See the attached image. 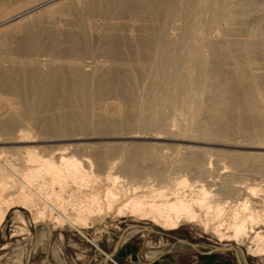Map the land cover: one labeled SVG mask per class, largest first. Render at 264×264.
<instances>
[{
  "label": "bare ground",
  "instance_id": "bare-ground-1",
  "mask_svg": "<svg viewBox=\"0 0 264 264\" xmlns=\"http://www.w3.org/2000/svg\"><path fill=\"white\" fill-rule=\"evenodd\" d=\"M0 92V145L15 146H0V226L17 206L35 226L0 264L40 244L65 264L54 229L111 214L264 256V0H0ZM153 229L124 230L100 264L138 232L141 262L193 249Z\"/></svg>",
  "mask_w": 264,
  "mask_h": 264
},
{
  "label": "rangeland",
  "instance_id": "rangeland-1",
  "mask_svg": "<svg viewBox=\"0 0 264 264\" xmlns=\"http://www.w3.org/2000/svg\"><path fill=\"white\" fill-rule=\"evenodd\" d=\"M258 12H262L261 10H257ZM96 18V17H94ZM97 20V18L95 19ZM180 21V20H179ZM63 23V22H62ZM62 27H67L66 23L62 24ZM65 25V26H64ZM94 39V38H93ZM42 54V55H41ZM38 54L35 59L40 61H45L48 59V55L45 53ZM44 59V60H43ZM82 63L85 65V68H89L88 64H91L94 61V58L85 57L82 60ZM1 93V92H0ZM103 139L100 138H92L88 139V141L99 142ZM114 141L113 139L103 140V141ZM138 141H149L152 142L151 139H139ZM169 146L172 144L170 141H164ZM5 148H13L14 145L4 144L0 145ZM12 146V147H10ZM13 156H17L14 154ZM223 170V169H222ZM221 170V171H222ZM251 171H253L251 169ZM250 171L241 172V175L245 178L258 179V176L249 175ZM255 174V173H253ZM206 180H210V177H205ZM242 177L237 175L236 180L240 181ZM143 180V179H142ZM195 180V179H194ZM237 184V185H236ZM241 184V185H240ZM234 186H243L242 183L236 182ZM223 196H225L228 200H235L236 194L234 191H231L230 188H225L221 191ZM32 213L30 210L23 209L21 207H12L8 210L1 226H0V256L4 255L7 257H12L16 253L20 251V249L25 246L28 239V233L33 234L34 225L32 219ZM45 223L49 224L48 221ZM140 224V225H148L152 226L158 232L152 233L149 235V240H152L154 245L160 243H174L179 240H186L191 243L198 244V249L202 250H210L212 245L218 244V238L213 235L211 232H205L199 227L191 224H182L177 230H162L157 226H153L152 222L148 219L136 220L131 216H121L114 217V215H108L99 218L96 222L92 224V226L84 229H75L68 225L63 228H55L54 229V253L58 257V259L65 264H98L102 261L103 253H110L107 250L111 248V246H115L116 240L124 230L129 227ZM43 225V224H42ZM89 239L93 240L98 249L89 241ZM129 243L125 246L126 250L124 253H130L129 256H126L132 264H136L134 252L137 251L138 246H142L144 238L142 237V233L138 232L134 234ZM247 242V241H245ZM241 244V248L246 250V243ZM25 243V244H24ZM209 246V247H208ZM45 244H40L34 250V254L30 261L26 264H48L46 261V249ZM180 252V251H179ZM191 252V251H189ZM123 253V254H124ZM184 253V251H182ZM219 256H231L233 261L236 260V255L232 251L226 252H217ZM101 257V258H100ZM104 258V257H103ZM234 261V263H235ZM112 264H118L115 261V258L112 257ZM129 262V261H127ZM130 263V262H129ZM236 264V263H235ZM238 264V262H237ZM247 264H264V256L263 257H252L247 255Z\"/></svg>",
  "mask_w": 264,
  "mask_h": 264
},
{
  "label": "crops",
  "instance_id": "crops-1",
  "mask_svg": "<svg viewBox=\"0 0 264 264\" xmlns=\"http://www.w3.org/2000/svg\"><path fill=\"white\" fill-rule=\"evenodd\" d=\"M130 240V239H129ZM129 243L128 240L120 244V247L116 249V251L113 253V256L115 258V261L118 264H132L131 261L126 257L129 256V252L124 253L126 250L125 246ZM114 250V245L111 246L110 249H108V252H112ZM137 251L134 252L135 260L137 261L136 264H237V262L233 261L231 256H219V253L210 252L209 250H180L170 252L167 254H163L156 259L152 258L147 260V262H141L138 260V253L140 251V246H138ZM184 251V253H182ZM191 251V252H189ZM124 253V254H123ZM143 253V252H142ZM236 257V256H235ZM101 258V257H100ZM103 258V256H102ZM101 258V259H102ZM112 261V258L111 260ZM108 261L106 264H112V262ZM129 261V262H127ZM100 264V262L98 263Z\"/></svg>",
  "mask_w": 264,
  "mask_h": 264
},
{
  "label": "water",
  "instance_id": "water-1",
  "mask_svg": "<svg viewBox=\"0 0 264 264\" xmlns=\"http://www.w3.org/2000/svg\"><path fill=\"white\" fill-rule=\"evenodd\" d=\"M147 230H148V229H147ZM150 230H152V229H150ZM153 231L158 232V231L155 230V229H153ZM120 238H121V234H119V236H118V238H117V240H116L115 247L118 246V242H119ZM185 243H188V245L191 246V248H193V249H195V250H199L198 247H197L198 244H196V243H191V242H185ZM47 245H48V247H49V243H48ZM208 247H209V246H208ZM212 248H213V249H211L210 252H211V251H216V250H226V248H224V247H218V246H212ZM237 260H238V263H239V264H243L239 259H237Z\"/></svg>",
  "mask_w": 264,
  "mask_h": 264
}]
</instances>
